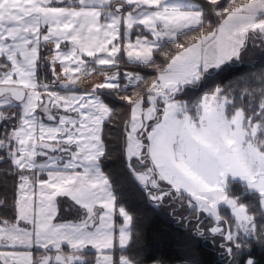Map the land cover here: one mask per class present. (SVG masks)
<instances>
[{"label":"snow or ice","instance_id":"1","mask_svg":"<svg viewBox=\"0 0 264 264\" xmlns=\"http://www.w3.org/2000/svg\"><path fill=\"white\" fill-rule=\"evenodd\" d=\"M166 209L168 256L140 244ZM209 242L264 264V0H0V264Z\"/></svg>","mask_w":264,"mask_h":264},{"label":"trees","instance_id":"2","mask_svg":"<svg viewBox=\"0 0 264 264\" xmlns=\"http://www.w3.org/2000/svg\"><path fill=\"white\" fill-rule=\"evenodd\" d=\"M254 57L250 54L249 59ZM256 70V69H253ZM231 75L230 71H225L221 74L222 78L227 79ZM118 129L113 131V136H118ZM117 167V165H113ZM128 191L131 192L130 186ZM134 199L142 203L139 194H134ZM165 212H170V209L162 210L160 212H150L143 221V238L140 241L141 246L148 248L157 254L168 256L175 251L176 236L183 232V222H178L172 217L165 215ZM201 258L205 264H214L215 254L212 245L209 242L207 248H200Z\"/></svg>","mask_w":264,"mask_h":264}]
</instances>
